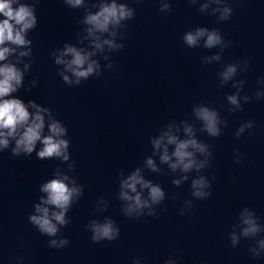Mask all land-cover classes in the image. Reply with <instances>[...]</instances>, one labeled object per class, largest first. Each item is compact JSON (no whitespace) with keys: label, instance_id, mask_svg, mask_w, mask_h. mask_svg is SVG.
Returning <instances> with one entry per match:
<instances>
[{"label":"clouds","instance_id":"obj_1","mask_svg":"<svg viewBox=\"0 0 264 264\" xmlns=\"http://www.w3.org/2000/svg\"><path fill=\"white\" fill-rule=\"evenodd\" d=\"M38 0L32 3H23L20 0H0V152L10 148L14 157H31L35 151L36 157L40 160L58 159L62 163H67L69 172L75 170V162H70V140L67 139L68 129L58 119L48 107L38 104L35 100L25 102L15 94L23 87L25 74L30 70L32 63V41L26 39L30 30L37 27L38 19L35 5ZM141 0H137L140 3ZM63 3L71 9L84 10V14L79 23L83 26L81 33H86L81 38L78 33V43L83 45L88 42L91 50L71 43H64L62 48H58L51 53L54 63L59 68L58 75L69 87L78 86L82 81L88 80L92 76L101 75V64L98 59H93L98 53H108L120 51L124 44L122 41L126 35L127 25L125 21L134 19V9L127 3L118 0H63ZM190 4H197L199 0H189ZM210 5L211 15L217 17V21H228L233 13V9L228 5L227 0H207L206 3L199 4L198 11L206 13ZM95 9V11H93ZM159 11L170 12L171 4L168 0H161ZM218 14V15H217ZM122 30V31H121ZM107 35L108 38H105ZM203 45L200 44L205 38ZM183 42L189 48L203 47L213 49L219 47L221 50L214 55L203 57V62L212 64L213 61H221V53L230 46V41H226L219 30L207 27H197L195 30L184 33ZM107 46V48H105ZM27 48L26 51H18ZM28 57L29 62L24 63L21 59ZM108 61L106 67L114 69L115 64L110 60L109 55L102 57ZM240 62H233L223 65V70L218 73L221 86L232 82V87L236 89L234 94L227 95L226 100L230 107L229 112L242 111L240 104V93L243 90L244 81L235 80ZM23 65V67H19ZM250 66L248 60L242 62L243 72ZM70 74V75H69ZM37 81H31V87H35ZM258 84L264 85V79L258 80ZM31 90L30 88L28 89ZM255 98H264V91L257 90ZM248 103L252 97L244 95L242 97ZM192 114L194 121L181 120L169 122L159 129L158 135L150 139L152 155L145 158L141 167H136L125 176L124 170L118 172L119 190L118 199L122 201L121 211L129 218H140L144 216L157 217L156 206L165 200V191L150 179H146L144 170L153 173H164V169L159 165H166L169 174L180 173L178 178L172 180L173 185L179 187L190 179L189 174L195 172L191 179V196L197 200L208 199L212 193L210 180L202 174L203 170L211 166L213 153L207 143L197 138V128L195 122H200V132L207 133L208 136L216 138L221 135V125L227 127L228 121L222 120L215 108L204 103L193 106ZM254 121H246L236 130V137L239 138L246 129H251ZM182 132V135L180 133ZM40 147L37 149V145ZM198 154L203 159L198 158ZM159 159V165L153 157ZM239 153H236L235 163L242 161ZM54 178L42 183L39 187L41 193H46V198L40 196L39 203L33 205L34 214L28 217L32 224L42 235L49 237V246L60 249L69 244L67 238L58 234L65 227L70 218L67 213L71 207L83 196V185L78 184L77 179L67 174H63L57 166L53 172ZM71 184V186H69ZM177 199L175 195L172 197ZM103 203V208L99 204ZM108 202L101 197L96 209L103 212L107 209ZM193 207L192 200H185L184 206L180 208V215ZM51 208V210H50ZM91 233L93 243L101 241H114L120 235V229L115 220L105 217L103 222L93 219L85 226ZM239 229V232H237ZM264 233V224L259 222L254 210L250 207H243L238 213V222L232 225L229 233V240L233 248L240 244L241 238L253 240L255 243L249 247L248 251L254 258H259L264 254V238H258ZM133 264H141L139 259H135ZM164 264H176V259L169 257Z\"/></svg>","mask_w":264,"mask_h":264}]
</instances>
